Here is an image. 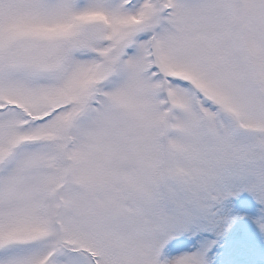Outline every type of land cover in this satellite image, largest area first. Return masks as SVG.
I'll list each match as a JSON object with an SVG mask.
<instances>
[{
  "label": "snow or ice",
  "instance_id": "snow-or-ice-1",
  "mask_svg": "<svg viewBox=\"0 0 264 264\" xmlns=\"http://www.w3.org/2000/svg\"><path fill=\"white\" fill-rule=\"evenodd\" d=\"M0 264H264V0H0Z\"/></svg>",
  "mask_w": 264,
  "mask_h": 264
}]
</instances>
